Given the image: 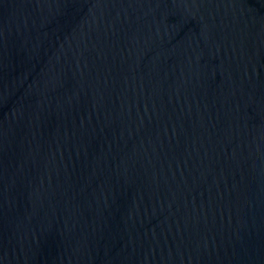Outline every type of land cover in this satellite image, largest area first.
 Masks as SVG:
<instances>
[{
  "label": "water",
  "instance_id": "1",
  "mask_svg": "<svg viewBox=\"0 0 264 264\" xmlns=\"http://www.w3.org/2000/svg\"><path fill=\"white\" fill-rule=\"evenodd\" d=\"M0 264H264V0H0Z\"/></svg>",
  "mask_w": 264,
  "mask_h": 264
}]
</instances>
